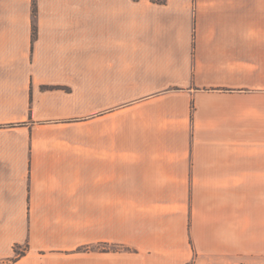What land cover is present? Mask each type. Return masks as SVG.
<instances>
[{"label":"crops","instance_id":"1","mask_svg":"<svg viewBox=\"0 0 264 264\" xmlns=\"http://www.w3.org/2000/svg\"><path fill=\"white\" fill-rule=\"evenodd\" d=\"M32 1L0 0V264L263 260L264 0Z\"/></svg>","mask_w":264,"mask_h":264},{"label":"rangeland","instance_id":"2","mask_svg":"<svg viewBox=\"0 0 264 264\" xmlns=\"http://www.w3.org/2000/svg\"><path fill=\"white\" fill-rule=\"evenodd\" d=\"M36 5H37V3H36V0H33L32 1V6L34 7V8H36ZM33 13H35V10H33ZM249 241H251V240H249ZM246 239H243V246H245L246 245ZM245 258L246 259H248L249 261H250V263L251 264H257V262L259 263V264H264V259L263 260H261V259H259V258H253V257H251V256H245Z\"/></svg>","mask_w":264,"mask_h":264},{"label":"trees","instance_id":"3","mask_svg":"<svg viewBox=\"0 0 264 264\" xmlns=\"http://www.w3.org/2000/svg\"><path fill=\"white\" fill-rule=\"evenodd\" d=\"M155 3H163L164 0H153ZM36 36V27L33 26V39H35ZM88 249V248H87Z\"/></svg>","mask_w":264,"mask_h":264}]
</instances>
